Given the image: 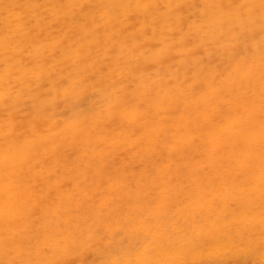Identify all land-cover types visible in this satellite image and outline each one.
Instances as JSON below:
<instances>
[{
  "label": "rangeland",
  "instance_id": "1",
  "mask_svg": "<svg viewBox=\"0 0 264 264\" xmlns=\"http://www.w3.org/2000/svg\"><path fill=\"white\" fill-rule=\"evenodd\" d=\"M0 49V264H264V0H0Z\"/></svg>",
  "mask_w": 264,
  "mask_h": 264
},
{
  "label": "bare ground",
  "instance_id": "2",
  "mask_svg": "<svg viewBox=\"0 0 264 264\" xmlns=\"http://www.w3.org/2000/svg\"><path fill=\"white\" fill-rule=\"evenodd\" d=\"M20 22V21H19ZM18 22V23H19ZM16 23H17V21H16ZM17 25V24H16ZM1 31H2V29H1ZM3 31H5V30H3ZM13 38V37H12ZM7 39H10V37L9 38H7ZM11 42V41H10ZM10 48V47H9ZM0 51H2V52H0V63L2 64V62L4 61H7V66L8 67H10V66H12L13 65V63H15V61H14V59L13 58H11L10 56L9 57H7L6 56V52H5V50L4 49H0ZM24 61V60H23ZM25 62V61H24ZM26 63V62H25ZM5 64V63H4ZM5 65H1L0 66V75H1V77H0V102L2 103V101L6 98V94L4 93L3 94V92H2V90L4 89V83L6 82V80L8 79V73L6 72V71H4L5 70V68H3ZM4 82V83H3ZM5 85H6V83H5ZM154 92V91H153ZM97 122V121H96ZM101 122V121H100ZM5 138V137H4ZM216 149H218V148H216ZM222 150V149H221ZM206 178V177H205ZM222 183V182H221ZM145 188V187H144ZM220 188V187H219ZM200 191V190H199ZM225 193V192H224ZM245 194V193H244ZM210 198V197H209ZM142 203V202H141ZM206 204V203H205ZM185 205V204H184ZM203 205H204V203H203ZM190 206V205H189ZM209 207V206H208ZM212 208V207H211ZM138 209V208H137ZM139 209H141V207H139ZM178 209V208H177ZM256 209V208H255ZM198 210V209H197ZM251 210V209H250ZM222 211V210H221ZM147 212V211H146ZM155 213V212H154ZM166 213V212H165ZM189 213V212H188ZM149 214V213H148ZM151 214V213H150ZM193 214V213H192ZM209 214V213H208ZM145 215H147V214H145ZM210 215V214H209ZM252 215V214H251ZM192 216V215H191ZM222 216V215H221ZM239 216V215H238ZM117 217V216H116ZM186 217V216H185ZM206 217V216H205ZM255 217V216H254ZM162 218V217H161ZM186 218H188V217H186ZM213 218V217H212ZM221 218V217H220ZM242 218V217H241ZM182 219V218H181ZM216 219V218H215ZM243 219V218H242ZM246 220V219H245ZM116 221V220H115ZM188 221V220H187ZM228 221V220H227ZM232 221V220H231ZM251 221V220H250ZM9 222V221H8ZM247 222V221H246ZM134 223H136V222H134ZM133 223V224H134ZM149 223V222H148ZM148 223H146V221H140V222H137L134 226L132 225L131 227H133L134 229H136V230H138V229H140L141 231H147L148 230V228H149V225H148ZM150 223H151V221H150ZM196 223V222H195ZM230 223V222H229ZM107 224V223H106ZM183 224V223H182ZM219 224V223H218ZM230 224H232V223H230ZM109 225V224H108ZM159 225V224H158ZM172 225H174L173 223H172ZM185 225H186V223H185ZM201 225V224H200ZM224 225V224H223ZM229 225V224H228ZM228 225H226V226H228ZM247 225H248V223H247ZM96 226V225H95ZM112 226H114L113 224H112ZM116 226V225H115ZM195 225H193V227H194ZM197 226V225H196ZM215 226V225H214ZM107 227V226H106ZM109 227V226H108ZM125 227V226H124ZM173 227V226H172ZM191 227H192V225H191ZM190 227V228H191ZM211 227V226H210ZM246 227V226H245ZM50 228V227H49ZM130 228V227H129ZM150 228H152V227H150ZM165 228V227H164ZM170 228H171V226H170ZM177 228V227H176ZM178 228H179V226H178ZM196 228V227H195ZM215 228V227H214ZM224 228V227H223ZM229 228V227H228ZM237 228V227H236ZM197 229V228H196ZM218 229V228H217ZM58 230V229H57ZM59 230H60V228H59ZM58 230V231H59ZM116 230V234H115V232H113L115 235V241L113 242L114 244L113 245H110L111 247L109 248L108 246V248L107 249H105V251L103 250V248L102 249H100V250H103V253L101 252H97V253H100V254H102L103 256H105V258H107V259H111V258H114V264H123V263H125V264H132L131 262H130V259L128 258V254L131 252V248H132V246L131 245H129L128 243H129V238H127L126 236H125V234H123V230L122 229H120V227H118L117 229H115ZM132 230V229H131ZM153 230V229H152ZM187 230V229H186ZM192 230V228L190 229V231ZM204 230V229H203ZM45 231V230H44ZM57 231V232H58ZM150 231V230H149ZM162 231V230H161ZM172 231V230H171ZM207 231V230H206ZM210 231V230H209ZM217 231V230H216ZM231 231H232V229H231ZM104 232V231H103ZM156 232H158V231H156ZM201 232V231H200ZM199 232V233H200ZM214 232V231H213ZM212 232V233H213ZM221 232V231H220ZM153 233H154V231H153ZM190 233V232H189ZM234 233H235V231H234ZM264 233V232H263ZM54 234V233H53ZM101 234V233H100ZM209 234V233H208ZM217 234H220V233H218L217 232ZM224 234V233H223ZM46 235V234H45ZM92 235H93V233H92ZM112 235V234H111ZM129 235V234H128ZM157 235V234H156ZM168 235V234H167ZM193 235V234H192ZM54 236V235H53ZM94 236H96V235H94ZM113 236V235H112ZM166 236V235H165ZM204 236V235H203ZM202 236V237H203ZM217 236V235H216ZM228 236V235H227ZM156 237V236H155ZM159 237H161V236H159ZM172 237V236H171ZM207 237V236H206ZM205 237V238H206ZM221 237H223L222 235H221ZM220 237V238H221ZM240 237V236H239ZM192 238V237H191ZM234 238V237H233ZM241 238V237H240ZM152 239V238H151ZM164 239H165V237H164ZM164 239H163V241H164ZM187 239H188V237H187ZM201 239H203V238H201ZM222 239V238H221ZM229 239V238H228ZM242 239H244V238H242ZM241 239V240H242ZM97 240V239H96ZM133 240V239H132ZM135 240V239H134ZM183 240H185V239H183ZM198 240V239H197ZM207 240V239H206ZM252 240V239H251ZM174 241V239L172 240V241H170V242H173ZM182 241V240H181ZM199 241V240H198ZM215 241V240H214ZM228 241V240H227ZM238 241H240V240H238ZM254 241V240H253ZM168 243H170L169 241H167ZM197 242V241H196ZM202 242V241H201ZM200 242V243H201ZM204 242V241H203ZM231 242V241H230ZM258 242L259 243H261L263 246H260V247H262V249H263V252H264V235H262L260 238H259V240H258ZM53 243V242H52ZM82 243V242H81ZM133 243V242H132ZM144 243V242H143ZM159 243V242H158ZM178 243H180V242H178ZM177 243V244H178ZM195 243V242H194ZM234 243V242H233ZM87 244V243H86ZM90 244H91V242H90ZM137 244V243H136ZM165 244H167V243H165ZM176 244V245H177ZM203 244V243H202ZM231 244V243H230ZM107 245V244H106ZM168 245V244H167ZM173 245V244H172ZM175 245V244H174ZM184 245V244H183ZM196 245V244H195ZM208 245V244H207ZM245 245V244H244ZM248 245V244H247ZM171 246V245H170ZM188 246V245H187ZM194 246V245H193ZM202 246V245H201ZM200 246V247H201ZM212 247H213V245H211ZM226 245H224L223 243H222V241H218V245H217V249H219V250H224V249H226V248H230V247H225ZM246 246V245H245ZM252 246H255V245H252ZM95 247V246H94ZM239 247V246H238ZM137 248V247H136ZM172 248H174V247H172ZM171 248V249H172ZM177 248V247H176ZM248 248V247H247ZM37 249H39V247L37 248ZM215 249V248H214ZM238 249V248H237ZM262 249H260V250H262ZM79 250V249H78ZM96 250H98V249H96ZM165 250H166V248H165ZM184 249H180V251H182L183 253H184V251H183ZM170 251V250H169ZM233 251V250H232ZM40 252V251H39ZM219 251H217V253H218ZM239 252V251H238ZM242 252H244V250L242 251ZM262 252V251H261ZM36 253H38L37 251H36ZM50 253V252H49ZM155 253H158L159 255H160V257H161V255L162 254H164L165 253V251L163 250V248L161 249V248H159L158 249V251L157 252H155ZM154 253V254H155ZM178 253H179V250H178ZM181 253V252H180ZM179 253V254H180ZM214 253V252H213ZM223 253V252H222ZM42 254H44V253H42ZM150 254V253H149ZM176 254V253H175ZM174 254V255H175ZM236 254V253H235ZM243 254V253H242ZM96 255V254H95ZM158 255V256H159ZM186 255V254H185ZM211 255H213V254H211ZM233 255V254H232ZM238 255V254H237ZM131 256V255H130ZM146 256V255H145ZM215 256V255H214ZM166 257H168V256H166ZM171 257H173V256H171ZM181 257V256H180ZM205 257V256H204ZM218 257V256H217ZM28 258V257H27ZM200 258V257H199ZM203 258V257H202ZM92 259V258H91ZM139 259V261H137V262H135L134 264H147V262L148 261H146V259L144 258V257H139L138 258ZM160 259H162V258H160ZM195 259H197V258H195ZM201 259V258H200ZM199 259V260H200ZM90 260V259H89ZM153 260H155V259H153ZM170 260H171V258H170ZM224 260V259H223ZM158 261V260H157ZM165 261H169V259L167 260V259H165ZM192 261H194V260H192ZM102 262V261H101ZM223 262V261H222ZM28 263H29V261H28ZM155 263H156V261H155ZM162 263V262H161ZM184 263H186V262H184ZM197 263H199V262H197ZM217 263V262H216ZM90 264V263H89ZM199 264H215V263H211V260H209V261H202V262H200ZM221 264V263H220Z\"/></svg>",
  "mask_w": 264,
  "mask_h": 264
}]
</instances>
